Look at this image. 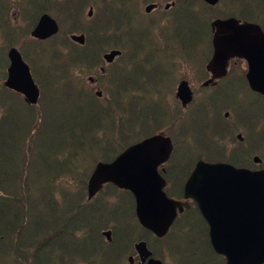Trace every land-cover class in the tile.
Here are the masks:
<instances>
[{
  "label": "trees",
  "instance_id": "obj_1",
  "mask_svg": "<svg viewBox=\"0 0 264 264\" xmlns=\"http://www.w3.org/2000/svg\"><path fill=\"white\" fill-rule=\"evenodd\" d=\"M46 1L48 2V0ZM180 1L181 4H176L172 10V12L177 11L178 13L173 14L175 21L168 24V26L180 22V14H203V7L200 5L201 9L199 11L188 12L184 10V7L188 5L193 8L196 4L195 0ZM252 1L220 0L219 5L223 4L222 9H219V6L206 7L210 13L217 11V13L230 14L238 9L237 4H241V8L239 7L241 13L250 14L244 17L249 21H253L252 11L256 8L252 9ZM256 2L261 4L260 7L264 9V0H256ZM64 3L65 9L63 8L64 11L61 13L67 17L72 14L70 12L72 3L70 0H65ZM0 12L6 14V8ZM81 14L79 13L77 18ZM257 21L261 22L262 20L260 18ZM209 24L207 23V26ZM168 26L163 25L159 30L160 32L150 33L148 41L144 45L155 42L157 52L167 51L168 47L165 43L164 48L161 47V40L173 36L165 32ZM207 28H210V26L206 27L205 23L202 22V30ZM68 33L73 32L69 31ZM95 33L96 31H92L91 34L94 41L97 42ZM97 33L101 34V38L106 34L101 31H97ZM208 37H210L209 31L200 40L201 50L199 52L193 51L195 56L198 57L200 53L204 52V49H202L204 45L208 46L209 44L210 48ZM65 38L68 41L66 35ZM52 41L51 38L45 43L31 40L32 43L23 46L20 53L26 62L38 66L44 65L41 77L37 78L35 74L34 78L41 80V83H38L42 87L41 94L53 95L54 98L63 102L66 119L64 115L59 117L60 120L55 118L54 112L59 108H50V111L44 112L49 104V97L46 94L44 96L40 95L36 105H29L20 94L10 91L2 85L4 78H2L0 84V264H116V260L120 258H123L124 264H126V258L131 252L133 241L143 235L134 221L131 196L125 191H118L107 185L102 191L104 194L100 197L105 200L103 206L98 212L88 215V212L93 211L99 198L95 197L91 201H87L86 195H84L89 173L94 164L98 160H111L118 153L109 155V152L115 150L117 146H124V143L120 144L116 139V127H119V125L115 121L110 125L108 121L117 120V118L124 119L126 112L117 106L114 96L109 99V108L105 107L106 103L100 106L101 104H96L97 102L94 99L85 97L82 86L73 77L69 81L74 83V90H64L66 82L59 75L58 69L60 66L68 64L74 59L85 60L95 59V57L76 55V51L65 54L64 51H60L54 41V43H51ZM88 41L86 40V43ZM30 44H33V46ZM184 44L196 46L195 43L191 42H184ZM182 45L183 43L176 44L179 51L183 48ZM11 46H13L12 43ZM32 47L34 49L40 47L39 53L33 54ZM42 53L47 54V59L44 61L40 59ZM4 58L5 55L4 57L0 56V59ZM171 61H175L176 68H178L181 58L173 55ZM201 63L204 64L203 61ZM191 64L195 67L199 63L197 64L192 60ZM0 70L6 72V67L0 65ZM120 72L122 73V69H120ZM62 73L64 74V70ZM60 79L64 80V84H60ZM120 84L122 83L117 80L110 83V93H114V88L120 86ZM123 89L124 87L121 86L120 93L123 92ZM237 90L239 96H242L239 93L240 89L237 88ZM69 92H72V94L70 95ZM215 92L216 88L210 90V94ZM231 92L233 90L222 94L229 95ZM164 94L160 93L161 96ZM70 96L74 97L68 104ZM156 96H158V93L153 97ZM142 98L143 92L141 89L138 97L139 102ZM154 99L152 101L156 105L157 100ZM256 101L260 103V98L256 97ZM126 106H129V104L126 103ZM30 107L31 110L33 107H37V111L43 112L30 118L25 113ZM83 107L84 109L81 110ZM226 107L227 105H224L219 110ZM20 110L24 112L20 113ZM148 113L147 110H141L139 125L147 124L150 119ZM79 114L84 118L88 117L86 126L84 124L79 125L84 120L82 117L77 118ZM14 115L20 117L22 121L30 120V122L26 123L25 127L18 126L13 129L12 125L15 124L12 116ZM211 117H218L217 109L214 106L209 110L203 121L205 126L206 123L209 125ZM244 117L249 119L251 116L249 117L246 114ZM259 117L260 115H257L256 119H259ZM120 121L124 125L123 120ZM61 123L63 126H61ZM53 124L54 128H52ZM29 126H31L30 131ZM59 127H62V129H58ZM43 131H46L47 134ZM132 133L133 131L130 132V135ZM49 137H53V140H49L47 143L46 139H50ZM184 140L187 147H189L187 151L191 154L188 160L182 161L178 157L177 145H175L174 158L168 163L169 167L174 165L173 172L178 174L179 184H183L187 177L185 171L191 170L194 161L191 157L196 151L194 144L188 137L184 136ZM96 149L102 151V158L96 155ZM91 154H94V158L87 166L88 171L82 172V168L89 161V155ZM199 156L196 155L194 158ZM51 158L52 160H50ZM231 163L239 167L243 166L241 162H236L234 159L231 160ZM166 175L168 181L173 179L170 170ZM54 187L58 188L55 189ZM120 194L122 195L119 198L113 199ZM5 203L8 204L5 205ZM194 211L197 214L199 213L196 209ZM200 217V214H198L197 218L201 220ZM111 223L114 232L112 233L111 242H107L102 236V231L104 228L112 229ZM202 229L206 237V227L203 220ZM191 234L193 238L195 235L192 232ZM200 237L201 235L196 237L197 239L194 241L189 239L186 243L192 244L195 241L200 243ZM204 241L205 243L199 244L198 250L209 254L210 260L215 263L213 257L217 256L213 253L206 238ZM181 244L185 245V242ZM178 264L184 263L179 261ZM215 264L223 263L218 259Z\"/></svg>",
  "mask_w": 264,
  "mask_h": 264
},
{
  "label": "rangeland",
  "instance_id": "obj_2",
  "mask_svg": "<svg viewBox=\"0 0 264 264\" xmlns=\"http://www.w3.org/2000/svg\"><path fill=\"white\" fill-rule=\"evenodd\" d=\"M64 1L65 0H48V2H46L45 0H33V4L24 6V8L27 10V15L24 16L23 14L25 13L19 7L21 5L20 0H0V11H4L5 8L7 10L6 4L9 3V12L11 15H8L7 17L9 19H13V21H11V23H13V26H17L20 29L23 28L22 30L18 29L16 31L13 39L11 36H8L10 42L13 44V47L17 48L19 51L23 46H26L30 40H32L29 35V31L32 28V25L30 24L36 23L35 21L38 15H43L44 13L49 14L52 18L61 21L62 30L58 35V39H65V35L68 37L69 31L73 32L71 34L84 33L86 40H89L88 43H86L85 48H88V44H92L88 54L89 56L95 57V60L99 61L104 53L112 49H117L121 52V57L117 59L112 65L113 72L116 75L115 80L122 83L120 84V86L114 88V93H110L109 91V82L105 86L101 85L98 80L99 75L97 73V69H94V66L90 67L89 69L85 66L83 68L76 67L74 68V70L77 71V74H79V71L81 69H84V73L80 74V76H73V79L75 81H78L83 85L81 88L86 95L85 97L94 99L97 103L94 100L93 101L96 104H101L100 106L106 103L105 107L109 108V99L114 96V100L117 106L119 108H122L126 112V120L117 118V120L108 121V124L110 125H112L114 121L117 122L119 127H116V139L120 144L124 143L123 147L117 146L115 150L109 152V155L119 153L130 144L135 143L149 135L162 131L166 135L170 136L172 138V141H174V144L177 145L178 157L182 161L188 160L189 155H191L187 151L189 147H187L185 143L184 136L190 139L196 149L195 153H193V157H191V159L194 160L192 167L194 165V162L199 159L194 158V156L196 155L203 156V158L200 159L208 162H218L214 160L219 159L223 160L222 162L228 160L230 162L226 163L232 164L231 160L234 159L236 160V162H241L243 164V167H252V161L254 160L253 157L257 155L256 157L259 156V158H261L264 163V148H261L260 145H258L256 142L252 140V144H247L248 141H251V139H248V137L243 139L240 144L233 141L235 140L236 134L239 132L242 133V130L236 129L234 131L235 135L233 136L231 142L221 141V138H216L213 135L210 136L209 131L205 129V124L203 123L212 106H214V108L216 109H221L224 105L233 102L236 97L238 101L246 103L242 107L247 112L248 116H251L250 110L252 104L250 102L252 101H242L237 89H234L233 92L229 93V95H224L222 94V92L217 91L212 94L206 92L202 96L203 88L201 87V85L209 78V74H207L204 70V66H198L195 68V70L199 71L201 76L197 77L196 75H193V67L191 65V61L194 60L197 64L201 62V59L193 54V51L195 50L199 52L201 50L200 40L206 36L203 33L206 30H202V22L203 24L205 23V26H207V23L212 20L211 16L215 15L217 11H213L212 13H210L206 5L201 0H195L196 4H194L193 8L190 7L191 5L185 6L184 10H187L188 12H194L201 9L199 7L200 5L203 7V14H180V22L176 23V25H169L165 29V32L167 34H171L173 36H168L164 40H161V47L164 48L165 43L168 47V50H161L153 53L151 52V50L152 48H157V45L155 44V42H152L149 45H142L139 43L140 39H143L145 37V30L140 29L136 25L138 23L135 21L133 14H128V11H126L132 7L131 5L133 1H137L141 4L142 0H70V2L72 3V9L70 10V12L72 14L67 17L65 14L61 13L65 9ZM166 2H170V0H163L160 6L163 7ZM176 4H181V1L178 0ZM251 6L253 7L252 9H254V7L256 8L252 11V18H254L253 22L258 23L263 27L264 9L260 7L261 4H257L256 0H253L251 2ZM222 7L223 4H220L218 8L222 9ZM237 7H241V4H237ZM173 9L174 8L170 9V11H172ZM90 10L92 12L91 19L88 17V12ZM35 13H38L37 17ZM79 13H82V15L79 17L77 23L73 27L71 22V15H76ZM0 14L2 13L0 12ZM172 14L178 13L177 11H174L172 12ZM260 18L262 21H257L260 20ZM27 27L29 29L28 33L26 32L27 34L22 37V33L25 32V29H27ZM92 31H96L95 39L97 42H95L92 37ZM97 31H101L102 33L106 34L103 35V38H101V34H98ZM157 31L160 32L159 30ZM147 32L149 34V31ZM184 42L195 43L196 46L193 47L190 44H184ZM8 43L9 42L7 40V37L4 36V38L0 42L1 57H4L5 55L6 58ZM51 43L54 42L52 41ZM177 43H183V48L180 51L179 48L176 47ZM30 45L33 46V44ZM34 47L31 48L32 53H39L40 47H37L35 49ZM75 50L76 48H73L72 46L60 48V51H64L65 54L71 51L74 52ZM173 55L179 56L184 61L187 59L189 69L181 70L184 64L179 68H176L175 63L171 61V57ZM5 58L0 59V65L4 66V68L8 66V61ZM40 59L41 61L47 59V54L42 53ZM28 64L31 67L33 77L37 75V78H40L44 71V68H38V65H34L33 63ZM103 66L104 68H106L109 65H105V63L103 62ZM120 69H122V73L119 75ZM243 69L246 73V66L243 63H241L240 68L238 67V65H235L234 67V71L240 73ZM89 76H92L97 80V91H102V97H96L93 85L88 80ZM5 77L6 72H4V70H0V84L2 78L5 79ZM34 79L36 83H41V80H38L36 78ZM180 80L187 81L194 93V102L190 106L188 105L186 108L182 106L181 100L179 98H175L176 87ZM59 82L60 84H64L63 79H60ZM236 82L239 85L243 83V81L239 78H236ZM98 84H100L101 87ZM170 84L174 85L171 95L168 91V87ZM121 86H123L124 89L123 92L120 93ZM205 87L208 88L207 85H205ZM141 89L143 92V98L139 102L138 97ZM64 90L73 91L74 83H66V87L64 88ZM69 93L70 95L72 94V92ZM156 93L165 94L160 97H153ZM45 94L49 97V104L46 106L44 112L50 111V108H59L54 112L55 118L57 120H60L59 117L64 115V118L66 119V111L63 102L60 99L54 98L53 95H48L47 93H42L41 95L44 96ZM167 94L170 95L172 102H168ZM199 95L201 96L199 99H202V101L200 102L199 99L195 100V96ZM60 96L62 97V95ZM246 96L248 98L254 97L250 93H248ZM73 97L74 96H70L68 98V104H70V101L73 99ZM152 97L155 98L154 100L158 101L156 105L153 103ZM126 103L129 104V108L126 106ZM61 105L63 106L60 107ZM82 109H84V107L81 108V110ZM253 109L257 110V105L254 106ZM141 110H147L149 112L148 115H150V119L148 120L147 124L139 126V117L141 115ZM167 111L169 113L168 115ZM23 112V110H20V113ZM42 112L43 111H37V107H33L32 110L30 107L25 113L28 114L30 118H32L35 117V114ZM262 116L264 115L260 114V117ZM79 117L84 118L81 114H79L77 118ZM67 118H69V116H67ZM87 118L88 117H85L79 125L82 126V124H84L86 126L88 123ZM12 119L13 123L15 124L12 125L13 129L17 128L18 126L25 127V124L30 122V120L22 121L20 117L15 115L12 116ZM212 119H214V127L212 128V131H218L219 133V131L222 130L219 128L220 124L218 122V119L217 117H211L210 120ZM120 120H123L122 123H124V125L121 124ZM151 120H155V123H158L159 121V123L155 127L151 126V129L148 131L147 128L149 127V121ZM165 120L166 122L162 127H157ZM174 120L175 124L171 125L172 121ZM136 125L138 126V129L135 130ZM61 126H63L62 123ZM252 126L254 127L253 123ZM30 127L31 126H29V131ZM163 127H167L169 132H165ZM52 128H54V124ZM58 129H62V127H59ZM131 131H133V133L130 135ZM250 131L251 128L249 132ZM43 133L47 134L46 131H43ZM252 135H255L254 129L252 130ZM245 136L246 132H244L243 137ZM49 138L50 139H46L47 143L49 142V140H53V137ZM208 148H210L211 150H209ZM237 148L239 149L238 152H236ZM218 149H220V151H218ZM96 151V155L102 158V151H99L98 149H96ZM89 156V161L82 168V172H84L85 170L88 171L87 166L90 163L91 159L94 158V154H91ZM50 160H52V158ZM174 169L175 167L174 165H172L170 170L173 171ZM185 169H187V167H185ZM188 172H190V170ZM171 175L173 176V179L169 181V184H167L165 193L168 196H175L180 189L179 178L175 173H171ZM54 188L56 189L58 187ZM103 193L104 192L100 193L97 196L99 199L93 211L88 212V215L98 212L103 206L105 200L104 198H100ZM84 195H86V190ZM7 204L8 203H5V205ZM179 220V224L175 225L171 232V238L168 239L164 244H156L157 242H155L152 237H148V243L150 245L154 244L153 249L156 253L157 258L161 259L164 264H178L179 261L184 264H205L210 261L209 254L198 250V248L200 247V243L198 241H195L192 244L186 243V241L189 239H192L193 241L196 240V237L200 235L201 237L199 239L202 241L205 240L206 237L203 232L202 222L200 221V219H198L194 214L190 215L189 213H185L179 218ZM103 230H107V228H104ZM191 232L195 235L193 238ZM184 242L185 245L181 244ZM157 254H160L163 258L158 256ZM124 263L125 262L123 261V258L116 260V264ZM211 264H214V262Z\"/></svg>",
  "mask_w": 264,
  "mask_h": 264
},
{
  "label": "water",
  "instance_id": "obj_3",
  "mask_svg": "<svg viewBox=\"0 0 264 264\" xmlns=\"http://www.w3.org/2000/svg\"><path fill=\"white\" fill-rule=\"evenodd\" d=\"M204 1L214 5L218 0ZM213 27L214 53L207 69L223 76L230 58L245 59L249 64L246 77L250 88L264 96V33L260 27L239 24L235 19L215 21ZM56 32L55 21L43 15L32 36L42 40ZM72 39L84 42L83 36H72ZM118 54L112 51L104 58L110 62ZM7 56L5 85L21 93L28 103L35 104L39 90L28 65L14 48ZM182 94L178 88L177 96L184 100ZM172 150L168 137L154 135L127 147L111 162L97 163L88 180V198L108 183L129 190L141 226L157 237L165 236L177 213L189 207L187 203L168 198L164 192L166 182L159 167L170 158ZM183 197L192 199L198 207L208 227L210 244L215 253L225 258L226 264H264V170L199 160L184 184ZM105 235L108 237V233ZM135 248L141 263L149 258L147 264H161L150 258L152 253L144 242Z\"/></svg>",
  "mask_w": 264,
  "mask_h": 264
},
{
  "label": "flooded vegetation",
  "instance_id": "obj_4",
  "mask_svg": "<svg viewBox=\"0 0 264 264\" xmlns=\"http://www.w3.org/2000/svg\"><path fill=\"white\" fill-rule=\"evenodd\" d=\"M162 2H163V0H142V3L140 4L137 1H133L132 5H131L132 7L129 8L128 10H126V11H128V14H133L135 21L138 23L136 25L140 29L145 30V39L141 38V40H140V44H142V45H144V43H146L148 41L150 33H152V32L157 33V30H161L163 25L168 26V24L175 21V17L172 14V11H170V9H172L176 6L175 0H170V2H166L164 4V6L161 7L160 4ZM149 7H152L151 10H148ZM89 14H92L91 10L88 12V17L91 19V15H89ZM8 15H11V14H0V37H1L0 42L2 41L4 36H6L8 42H9L8 48L11 49L12 46H11V42H10V39L8 36H11L13 39L16 31L18 29L22 30L23 28L20 29L17 26H13V23H11V21H13V19H9L7 17ZM78 16H79V14L71 15V18H72L71 22H72L73 27L79 19V18H77ZM39 18H40V16H39ZM39 18H38V20H39ZM38 20L35 23V25H33L29 31L30 37H31L32 30L35 28V26L38 23ZM54 21L56 22L57 32H56V35L51 37V40H53L57 44L58 48H61V47L66 48V47L72 46L73 48H76V50H75L76 55L89 56L88 53H89V50H90L92 44H88V48H85L86 47L85 46L86 45L85 34L84 33L69 34L67 37L68 41L66 40V38L63 40L58 39V35L61 33V30H62V24H61L60 20L54 19ZM17 23H18V21H17ZM28 30L29 29L27 27V29H25V32H27ZM147 31H149V34ZM73 35L83 36L84 42L79 43V42L74 41L72 39ZM31 39L36 41V42H41V43H45L48 40V39H46L43 41H39V40H36L32 37H31ZM151 52L156 53L157 52L156 48H152ZM105 55L106 54L104 53L102 58L99 61L95 60V59H85V60L74 59L70 63L60 66V68L58 69L59 75L62 76L61 78H63L66 83L71 82L69 80H71V78L73 76H78V75L80 76V74L84 73V69H81L79 71V74H77V71L74 70V68H76V67L83 68L85 66L86 68L89 69L90 67L94 66L95 67L94 69H97V73L99 75V78H98L99 82L101 83L102 86H105L108 84V82L111 83L116 78V75L114 74L113 69H112V65L115 63V61L117 59H119L121 57V52H120V55H118L116 58H114L112 61H110V63H108V61L106 62V59L104 58ZM197 55H198V53H197ZM128 56H130V55H128ZM209 61H210V59L208 60V62ZM103 62L105 63V65H107V66L109 65V66L104 68ZM230 64H231V60H230ZM38 68H44V65H39ZM30 70H31V67H30ZM63 70H64V74L62 73ZM120 74H121V72L119 73V75ZM88 80L93 85L94 93L96 94V96L99 98L102 97V91L101 90L97 91V86H96L97 80L92 76H89ZM209 81L211 82L212 85L216 82L215 80H211V79ZM3 82H2V85H3ZM42 83H43V81H42ZM45 84H47V83H45ZM78 84L83 86L80 82H78ZM98 85L100 86V84H98ZM109 87H111V85ZM40 89H42L41 86H40ZM40 93H41V90H40Z\"/></svg>",
  "mask_w": 264,
  "mask_h": 264
},
{
  "label": "bare ground",
  "instance_id": "obj_5",
  "mask_svg": "<svg viewBox=\"0 0 264 264\" xmlns=\"http://www.w3.org/2000/svg\"><path fill=\"white\" fill-rule=\"evenodd\" d=\"M174 63H175V61H173ZM97 97V96H96ZM97 98H99V97H97ZM128 108H129V106H127ZM124 120H126L125 118H124Z\"/></svg>",
  "mask_w": 264,
  "mask_h": 264
}]
</instances>
